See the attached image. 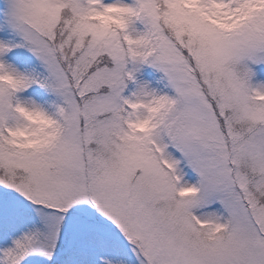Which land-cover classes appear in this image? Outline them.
Segmentation results:
<instances>
[{
  "label": "snow or ice",
  "instance_id": "1",
  "mask_svg": "<svg viewBox=\"0 0 264 264\" xmlns=\"http://www.w3.org/2000/svg\"><path fill=\"white\" fill-rule=\"evenodd\" d=\"M0 264H264V0H0Z\"/></svg>",
  "mask_w": 264,
  "mask_h": 264
}]
</instances>
